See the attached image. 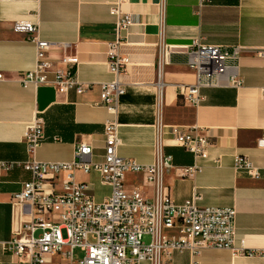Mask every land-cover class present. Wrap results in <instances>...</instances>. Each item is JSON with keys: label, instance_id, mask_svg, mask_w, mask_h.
<instances>
[{"label": "crops", "instance_id": "crops-1", "mask_svg": "<svg viewBox=\"0 0 264 264\" xmlns=\"http://www.w3.org/2000/svg\"><path fill=\"white\" fill-rule=\"evenodd\" d=\"M128 0L122 6L134 23L121 29L119 51L127 58L121 98L119 155L140 163L171 155L173 168L164 172L163 192L176 202L198 194L201 206L236 208V246L264 248V148L256 145L264 133V0ZM109 0H0V161H71L78 141L93 146L92 159L105 154L104 124L110 117L100 101V83L113 79L108 65L109 43L116 39V19ZM16 20L39 23V38L51 42L50 55L65 53L75 60L73 71L88 90L57 93L50 85L23 86L19 74L34 68L36 44L13 31ZM204 42L239 45L243 84L203 87L202 101H185L181 88L194 84L197 75L185 54L159 56L162 44ZM65 44L68 46L65 47ZM161 61L160 68L158 62ZM44 119V139L33 153L23 141L26 124L36 115ZM204 129L212 146L207 158H196L174 141L176 131ZM246 155L258 168L259 178L234 169V155ZM196 161L201 171L181 176ZM29 174L20 166L0 171V264H15L17 257L4 250L15 229L12 196ZM96 202L111 191L100 173L76 171ZM127 190L137 188L149 198L154 187L141 174L125 177ZM29 216L23 219L29 220ZM64 249H67L64 248ZM188 250L174 251L164 264H188ZM199 264H264L261 254H234L227 248H206ZM60 254L46 256L44 264H64ZM140 264H152L142 261Z\"/></svg>", "mask_w": 264, "mask_h": 264}, {"label": "built area", "instance_id": "built-area-1", "mask_svg": "<svg viewBox=\"0 0 264 264\" xmlns=\"http://www.w3.org/2000/svg\"><path fill=\"white\" fill-rule=\"evenodd\" d=\"M128 0H109L110 13L116 19V39L109 43L108 65L113 79L100 83V101L110 117L104 124L105 154L102 161L92 159L93 146L78 141L71 161H40L34 157L25 161H0V171L20 166L29 174L21 189L12 196L15 229L11 239L4 242V250L17 257L15 264H44L46 256L60 254L64 264H164V258L174 251L188 250L194 259L188 264H199L195 259L206 248H227L234 254H261L264 248L236 246V208L232 206H201L199 195L193 194L176 202L163 192V174L173 168L171 155H156L151 163H140L118 153L119 110L126 92L123 74L127 58L119 51V31L134 23L122 6ZM207 0H199L201 7ZM12 29L24 34L36 44V63L33 69L19 74L23 86L50 85L57 93L74 89L82 93L92 83L77 79L68 54L50 55L51 42L39 38V23L16 20ZM68 45L65 44V47ZM239 45L226 46L204 42L194 37L189 43L162 44L159 56L185 54L188 67L194 69L197 80L185 85L181 93L194 106L202 101L203 87L243 84L240 72ZM257 54L264 56V49ZM161 61L158 62L160 68ZM5 79L0 71V80ZM44 139V119L36 114L25 127L23 141L28 153H33ZM174 141L196 158H207L212 146L204 129L176 131ZM256 145L264 148V133ZM234 169L253 178H259V168L246 156L234 155ZM97 170L103 183L109 184L110 194L96 202L86 182L75 178V172ZM201 171L196 161L181 170V176L192 177ZM141 174L143 181L154 187L155 197H145L137 188L127 190L125 177ZM29 216V220L23 216ZM63 231L65 234H63ZM150 237L149 242L144 236ZM67 249H64L66 248ZM84 254L74 257V249Z\"/></svg>", "mask_w": 264, "mask_h": 264}, {"label": "rangeland", "instance_id": "rangeland-1", "mask_svg": "<svg viewBox=\"0 0 264 264\" xmlns=\"http://www.w3.org/2000/svg\"><path fill=\"white\" fill-rule=\"evenodd\" d=\"M63 234H65L64 231H63ZM144 241L145 242H149L150 241V237L148 235L144 236ZM73 251H74V257L75 258H81L83 256V254H84V252L78 247H76Z\"/></svg>", "mask_w": 264, "mask_h": 264}]
</instances>
